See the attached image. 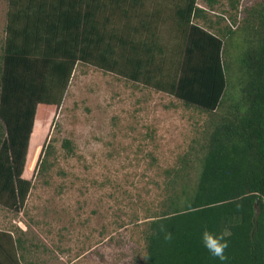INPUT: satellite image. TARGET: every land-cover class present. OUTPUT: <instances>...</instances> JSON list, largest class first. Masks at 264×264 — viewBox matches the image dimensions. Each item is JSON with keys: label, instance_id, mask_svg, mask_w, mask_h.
<instances>
[{"label": "trees", "instance_id": "1", "mask_svg": "<svg viewBox=\"0 0 264 264\" xmlns=\"http://www.w3.org/2000/svg\"><path fill=\"white\" fill-rule=\"evenodd\" d=\"M143 5L9 0L0 49V204L18 211L32 187L31 174L47 169L52 147L46 134L77 64L90 60L204 113L221 108L235 77L239 99L213 122L196 182L172 191L171 212L144 223L142 264H221L201 242L205 227L229 234L224 264H264V6L258 9L260 28L242 29V35L248 32L246 48L228 61L224 39L234 30L213 23L196 0L175 6L177 42L169 57L154 33L160 14H140ZM62 148L70 151L71 143L64 140ZM183 163L174 179L190 168L191 162ZM161 223L173 234L171 242L159 232ZM25 236L18 227L0 230V264H33L24 257L30 248Z\"/></svg>", "mask_w": 264, "mask_h": 264}, {"label": "rangeland", "instance_id": "2", "mask_svg": "<svg viewBox=\"0 0 264 264\" xmlns=\"http://www.w3.org/2000/svg\"><path fill=\"white\" fill-rule=\"evenodd\" d=\"M178 1L144 0L137 9L159 12L162 22L154 33L167 57L177 42L172 17ZM196 4L213 23L234 30L224 41L228 61H235L248 41L242 29L260 28L264 0ZM123 22L118 16L115 23L122 27ZM230 86L221 108L204 113L90 60L77 64L46 134L52 147L47 169L31 174L32 187L18 211L0 204V230L26 231L30 248L24 257L33 264H142L144 223L171 212L172 191L196 182L213 122L239 99L235 77ZM64 140L70 151L62 148ZM183 161L191 162L190 168L174 179Z\"/></svg>", "mask_w": 264, "mask_h": 264}, {"label": "clouds", "instance_id": "3", "mask_svg": "<svg viewBox=\"0 0 264 264\" xmlns=\"http://www.w3.org/2000/svg\"><path fill=\"white\" fill-rule=\"evenodd\" d=\"M159 232L164 233L165 242H171L173 239V234L167 230L165 224L161 223L159 226ZM227 232L215 233L208 230L207 227L201 232V242L204 248L209 252V254L221 261L224 264L228 260L226 250L229 248V242Z\"/></svg>", "mask_w": 264, "mask_h": 264}, {"label": "crops", "instance_id": "4", "mask_svg": "<svg viewBox=\"0 0 264 264\" xmlns=\"http://www.w3.org/2000/svg\"><path fill=\"white\" fill-rule=\"evenodd\" d=\"M8 3H9V0H0V5H1L0 6V21H5L4 22L5 28H6V22H7V14H8V10H9ZM5 4H6V6H5ZM1 24H0V26H2ZM5 28H4V31L0 34V49L2 47L4 38L6 36Z\"/></svg>", "mask_w": 264, "mask_h": 264}]
</instances>
